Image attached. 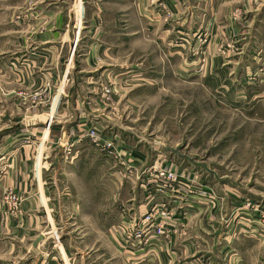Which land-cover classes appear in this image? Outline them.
<instances>
[{
	"label": "crops",
	"instance_id": "1",
	"mask_svg": "<svg viewBox=\"0 0 264 264\" xmlns=\"http://www.w3.org/2000/svg\"><path fill=\"white\" fill-rule=\"evenodd\" d=\"M28 2L17 0L16 4ZM32 2L39 5L33 13L46 21L47 30L38 35L32 30L31 36L54 48L51 53L56 65L66 49H74L78 20L83 22L74 51L79 58L76 70L81 75L95 72L93 79L98 81L136 84L138 70L167 69L171 61L179 62L175 67L181 73L187 66L185 50L192 54V69L199 70L196 48L200 47V38L206 36L202 84L219 93L226 107L264 122V0ZM238 9L243 16L236 20L234 11ZM219 47L225 48L224 53ZM33 49L36 47L32 53ZM118 70L125 72L120 74ZM198 77L192 78L193 84L200 82ZM79 80L75 76L73 93L85 101L82 87L86 84ZM142 81L154 82L147 75ZM131 105L129 116L135 121L141 113L134 103ZM72 109L78 117V125L72 128L74 122L70 127L73 131L82 129L88 122L85 117H97L86 109ZM262 125L260 130L264 131ZM173 127L167 132L180 131L177 125ZM239 131L247 132L241 124ZM242 139L243 149L247 140ZM66 144L73 148V157L60 149L55 161L45 156L41 167L34 147L11 148L0 156V264H264V231L258 215L252 222L246 220V212L231 216L237 203L248 196L264 197V191L253 194L242 185H228L226 176L218 178L210 171V164L201 166L208 159L190 157L186 161L185 155L176 151L175 155L159 157L160 162L133 152L136 166L149 161L171 166L182 185L193 182L190 190L211 185L227 203L226 211L218 214V210L209 212L198 206L194 199V204L182 206L177 199L190 201L181 198L186 195L182 190L165 196L163 202L177 213L169 224L168 237L152 238L144 251L134 252L126 250L128 245L121 235L151 209L152 188L144 180L137 182L132 173L123 174L119 169L104 173L102 161L88 158V142L81 136L69 141L65 138L63 146ZM261 154L263 171L264 151ZM217 178L222 185L215 183ZM8 192L21 198L17 214L9 213L3 203ZM184 210L187 213L182 216Z\"/></svg>",
	"mask_w": 264,
	"mask_h": 264
},
{
	"label": "rangeland",
	"instance_id": "2",
	"mask_svg": "<svg viewBox=\"0 0 264 264\" xmlns=\"http://www.w3.org/2000/svg\"><path fill=\"white\" fill-rule=\"evenodd\" d=\"M16 1L0 0V156L11 148L34 147L39 154L41 167L45 156L50 157L49 161H55L60 149L66 150L69 158L73 157V148L70 144L64 147V139L69 141L70 138L78 139L81 136L88 142V158L95 157L97 162L102 161L104 173L111 169H119L123 174L132 173L137 182L144 180V184L152 188L154 199L151 209L154 206L155 209L166 198L161 192V186L164 185L159 177L161 174H175L174 185L186 193L181 198L190 200L177 199L184 207L186 204H194L191 201L194 199L198 206L208 208L209 212L218 210L220 214L226 211L227 203L211 185L205 184L198 190H190L193 189V182L182 185L181 177L171 166L158 165L154 161L136 166L133 164V152L158 158L159 161V157L166 153L167 156L175 155L176 151L183 153L186 161L190 157L200 158L201 161L208 159L201 166L210 164V171L213 170L218 178L226 176L228 185H242L253 194L264 191V170L260 171L259 165L261 151H264L261 150L264 147V131L260 130V124L264 126V122L243 117L239 112L226 107L223 100L219 99L222 97L219 93H213L211 88L202 84L206 36L200 38V47L196 48L200 60L199 70L197 67L192 69V54L185 50L183 60L187 66L181 73L175 67L179 66V62L171 61L167 63V69L141 67L143 69L137 72L139 76L136 84L125 82L119 85L114 80L104 82L93 79L95 72L94 75H90L91 72L84 76L78 74L76 67L79 58L74 51L80 42L83 26L80 19L77 18L78 37L74 49L72 52L66 49L56 65L55 55L51 53L54 48H48L47 43L37 42L38 38L31 36L32 30L37 35L47 30L46 21L42 20L41 15L33 13L39 5H35L32 0L27 5L16 4ZM242 16L241 10L234 11L236 20ZM33 47L36 49L32 53ZM219 51L224 53L225 48L219 47ZM173 58L176 59L175 56ZM118 71L120 74L125 72ZM145 75L150 76L154 82L143 84ZM159 75L166 79H161ZM75 76L81 78L80 83L86 84L82 87L85 101L73 93ZM195 77L201 80L193 84L192 78ZM131 103L141 113L135 121L134 116H129L130 108H133ZM76 107L97 115L85 117L88 122L78 132L72 130L78 125V117L72 112V108ZM73 123L75 125L70 128ZM240 124L247 130L246 133L240 134ZM175 125L180 131L167 132L169 128L174 129ZM119 126L120 129H117ZM130 127L132 130L126 129ZM241 137L247 140L243 149L240 148ZM261 142L263 144L260 146ZM215 183L222 185L219 180ZM243 200L232 208V218L240 216V212L242 215L246 212V220L252 222L255 220L253 216L258 215L264 231V197L248 196ZM4 205L9 213L17 214L20 210V205L17 209ZM151 209L137 219L132 229L122 233V240L128 245L126 250L144 251L151 244L152 238H161L149 226L147 241L139 243L133 238L126 241L127 237L137 234ZM167 209L173 211L176 218L177 213L168 205ZM186 213L184 210L182 216Z\"/></svg>",
	"mask_w": 264,
	"mask_h": 264
},
{
	"label": "built area",
	"instance_id": "3",
	"mask_svg": "<svg viewBox=\"0 0 264 264\" xmlns=\"http://www.w3.org/2000/svg\"><path fill=\"white\" fill-rule=\"evenodd\" d=\"M174 175L175 174H161V176H159L164 183V185L161 186V192L165 194L166 197H172V193L176 194L181 191L179 187L174 185V182H176V176ZM20 201L21 198L13 192L8 193L4 197V203L13 209H17V207L20 205ZM153 208L151 209L150 213L144 217L142 226L139 228L137 234L127 237L126 241H130L131 238L137 240L139 243L142 241H147L148 238L147 240L145 239L147 231L149 230V226L154 228L155 235L158 237H168L169 231L167 226H169V224L173 221V218H175V213L167 209V204L165 202H162L160 205L156 206L155 209Z\"/></svg>",
	"mask_w": 264,
	"mask_h": 264
},
{
	"label": "water",
	"instance_id": "4",
	"mask_svg": "<svg viewBox=\"0 0 264 264\" xmlns=\"http://www.w3.org/2000/svg\"><path fill=\"white\" fill-rule=\"evenodd\" d=\"M15 130V129H14ZM2 136H3V134H2Z\"/></svg>",
	"mask_w": 264,
	"mask_h": 264
}]
</instances>
